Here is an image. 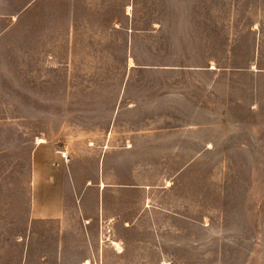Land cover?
<instances>
[{"label": "rangeland", "instance_id": "374dc122", "mask_svg": "<svg viewBox=\"0 0 264 264\" xmlns=\"http://www.w3.org/2000/svg\"><path fill=\"white\" fill-rule=\"evenodd\" d=\"M86 261L264 264V0H0V264Z\"/></svg>", "mask_w": 264, "mask_h": 264}, {"label": "crops", "instance_id": "0c3cea01", "mask_svg": "<svg viewBox=\"0 0 264 264\" xmlns=\"http://www.w3.org/2000/svg\"><path fill=\"white\" fill-rule=\"evenodd\" d=\"M57 154L54 146L46 142L39 143L32 154L28 208L31 222L56 221L64 215L63 159Z\"/></svg>", "mask_w": 264, "mask_h": 264}, {"label": "built area", "instance_id": "2783aa9c", "mask_svg": "<svg viewBox=\"0 0 264 264\" xmlns=\"http://www.w3.org/2000/svg\"><path fill=\"white\" fill-rule=\"evenodd\" d=\"M58 154L64 161L67 159V152L65 150L58 151Z\"/></svg>", "mask_w": 264, "mask_h": 264}, {"label": "bare ground", "instance_id": "6f19581e", "mask_svg": "<svg viewBox=\"0 0 264 264\" xmlns=\"http://www.w3.org/2000/svg\"><path fill=\"white\" fill-rule=\"evenodd\" d=\"M43 141H44V140H42V139H38V142H39V143H41V142H43ZM114 243H115V242H114ZM115 244H116V243H115ZM116 245H117V244H116ZM116 245H115V246H116Z\"/></svg>", "mask_w": 264, "mask_h": 264}]
</instances>
